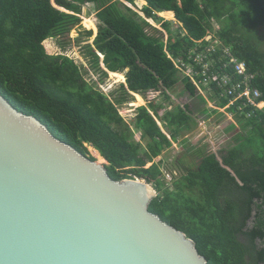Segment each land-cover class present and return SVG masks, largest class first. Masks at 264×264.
<instances>
[{
    "label": "trees",
    "instance_id": "obj_1",
    "mask_svg": "<svg viewBox=\"0 0 264 264\" xmlns=\"http://www.w3.org/2000/svg\"><path fill=\"white\" fill-rule=\"evenodd\" d=\"M128 1L136 5L135 0ZM141 2L146 3L141 7L144 16L161 29L120 0H0V94L19 111L39 119L55 137L95 160L87 147L92 146L106 160L111 178L151 184L157 195L149 210L191 238L208 264H264V109L246 118L235 115L236 123L250 132L247 139L221 154L220 160L206 154L195 167L185 166L179 176L171 173L169 183L162 178L161 159H153L193 129L196 119L188 105L172 104L160 115L164 104L148 101L136 107L129 120L120 113V107L134 99L132 93L145 97L156 92L170 102L166 91L179 78L169 55L188 60L189 50L213 21H221L218 38L246 62L264 100V53L245 30L255 34L264 27V0ZM87 3L94 4L97 20L92 43L83 45L90 68L101 73V80L108 72H115L117 81L120 73L125 77L109 93L86 79L84 66L63 53L49 54L43 45L44 40L68 36L80 26ZM158 12L174 16L175 28ZM82 32L87 38L93 33ZM182 82L195 96L189 77L184 75ZM225 103L222 98L217 105ZM246 148L251 149L248 155Z\"/></svg>",
    "mask_w": 264,
    "mask_h": 264
},
{
    "label": "water",
    "instance_id": "obj_2",
    "mask_svg": "<svg viewBox=\"0 0 264 264\" xmlns=\"http://www.w3.org/2000/svg\"><path fill=\"white\" fill-rule=\"evenodd\" d=\"M104 162L0 94V264H208L149 210L151 184Z\"/></svg>",
    "mask_w": 264,
    "mask_h": 264
},
{
    "label": "rangeland",
    "instance_id": "obj_3",
    "mask_svg": "<svg viewBox=\"0 0 264 264\" xmlns=\"http://www.w3.org/2000/svg\"><path fill=\"white\" fill-rule=\"evenodd\" d=\"M120 1L144 17L141 7L146 3L143 4L141 0H135L136 5L134 6L128 0ZM80 18V26H75L70 31L68 36L48 38L44 40L43 45L49 54L63 53L71 57L75 63L84 66L85 69L88 70V73H85L86 79L91 83L96 82L98 87L104 93H109L111 90L116 89L121 82L125 81L124 73L119 74L120 77L118 81L112 76L115 72H108V76L101 80L103 78L101 73H95L92 68H90L91 65L88 61L89 57L87 58L84 56L85 49L83 48V45L85 43H92L93 38L97 33V20L95 18L94 4L87 3L83 5ZM152 21L153 20L150 21L149 19L151 25L160 27L159 24ZM213 22L212 28L209 31H213L214 35L217 36L221 21ZM171 23V26L174 29L177 23L176 20H171ZM84 29H91L93 32L92 36L87 38L82 32ZM148 30L150 29L148 28ZM245 30L250 35L251 39L257 44L260 51L264 53V27H259L255 34L249 32L248 29ZM165 40L166 36H164V41ZM177 73L179 78L178 82L166 91L171 98L170 102L165 99L163 94H158L156 92H147L145 97H142L140 94L133 93L134 99L120 107L121 115L127 120L134 116V110L136 107L146 105L148 101L164 104L163 110L159 111L160 115H162L166 110H170L172 104H177L181 106L188 105L192 115L195 116L194 118L196 119V124L193 126V129L184 132V134L178 137L177 141L172 143L168 149L164 150L159 157L153 159V161L161 159L160 167L163 172L162 178L166 183L170 182L167 174H169L170 177L171 173L174 177L179 176L180 173L184 171L183 168L185 166L190 168L195 167L199 160L206 154L213 153L220 160L221 154L225 153L233 146H237L241 143V140H245L251 135L248 130L242 128L240 124L236 123L234 116L230 115L228 112L224 113L218 110V108L212 107L209 102L215 107L216 103L213 102L214 99L211 100L210 96H208V99L205 98L206 102L201 100V97H204L202 94L194 97L190 96L182 82L184 74L182 72ZM210 94L212 97L215 96L213 92ZM204 109H207V111H204ZM212 110H216V112H213ZM194 112L196 114H193ZM150 113L153 115L151 110ZM154 118L168 135L169 133L164 126H162L161 120H159L156 116H154ZM231 119H234V121ZM230 123H234L236 126L231 128ZM136 136L138 138L139 133H137ZM87 147L89 154L95 158L94 155H97L98 152L90 145H87ZM245 151L248 155V152H250L251 149L246 148ZM103 163L105 162L103 161ZM149 164L150 162L147 163L146 166Z\"/></svg>",
    "mask_w": 264,
    "mask_h": 264
},
{
    "label": "built area",
    "instance_id": "obj_4",
    "mask_svg": "<svg viewBox=\"0 0 264 264\" xmlns=\"http://www.w3.org/2000/svg\"><path fill=\"white\" fill-rule=\"evenodd\" d=\"M173 62L200 92H213L217 102L216 107H212L221 112L250 117L255 110L264 109V100L260 99L262 93L253 85L254 75L246 62L238 59L231 46L225 45L213 31L207 30L202 39L195 41L188 52V60L173 59ZM222 98L226 103L219 107L217 104ZM232 107L235 110H231ZM167 177L171 178L169 174Z\"/></svg>",
    "mask_w": 264,
    "mask_h": 264
},
{
    "label": "crops",
    "instance_id": "obj_5",
    "mask_svg": "<svg viewBox=\"0 0 264 264\" xmlns=\"http://www.w3.org/2000/svg\"><path fill=\"white\" fill-rule=\"evenodd\" d=\"M89 4H91V3H89ZM162 12H172L173 14H174V12L173 11H171V10H165V11H162ZM158 15L160 14V12H158L157 13ZM160 16V15H159ZM162 17V16H161ZM166 18V19H165ZM163 19H165V20H173V21H175L176 19L174 18V16H173V19H171V17L170 16H167V15H165L164 17H163ZM153 22V21H152ZM158 28H160V27H158ZM161 29V28H160ZM218 35V34H217ZM112 73V72H111ZM189 93V92H188ZM203 95L204 97H202V98H206V99H208V96H210L211 97V100H213L214 99V101L213 102H217V100H215V96L214 97H212V95L211 94H208V93H206V92H200L197 88H196V93H195V96H199V95ZM189 95L190 96H192L190 93H189ZM194 97V96H193ZM201 97V96H200ZM206 102V101H205ZM209 104L212 106V104L209 102ZM208 107V106H207ZM190 109V108H189ZM193 114H196L195 112L193 113ZM164 131V130H163ZM165 132V131H164ZM166 133V132H165ZM167 134V133H166ZM169 135V134H168ZM167 135V136H168ZM169 137V136H168ZM170 138V137H169ZM172 143H174V141H172Z\"/></svg>",
    "mask_w": 264,
    "mask_h": 264
},
{
    "label": "bare ground",
    "instance_id": "obj_6",
    "mask_svg": "<svg viewBox=\"0 0 264 264\" xmlns=\"http://www.w3.org/2000/svg\"><path fill=\"white\" fill-rule=\"evenodd\" d=\"M95 156V160L98 162V163H103L104 159L102 157H100V155L97 153V155H94ZM102 161V162H100Z\"/></svg>",
    "mask_w": 264,
    "mask_h": 264
},
{
    "label": "clouds",
    "instance_id": "obj_7",
    "mask_svg": "<svg viewBox=\"0 0 264 264\" xmlns=\"http://www.w3.org/2000/svg\"><path fill=\"white\" fill-rule=\"evenodd\" d=\"M62 10H64V9H62ZM145 17V16H144ZM163 18V17H162ZM145 19L149 22V19H151V18H146L145 17ZM153 20V19H152ZM165 20V19H164ZM169 21H171V20H169ZM210 30V29H209ZM100 56H102V55H100ZM103 57V56H102ZM101 57V58H102ZM169 57L173 60V58L169 55ZM179 72V71H178ZM184 77V76H183ZM133 94V93H132ZM235 117V116H234ZM232 121H234V119H232Z\"/></svg>",
    "mask_w": 264,
    "mask_h": 264
}]
</instances>
